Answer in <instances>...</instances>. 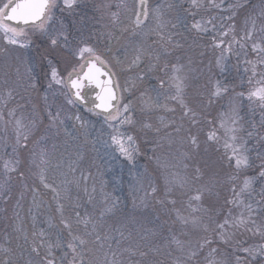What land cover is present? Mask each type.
Instances as JSON below:
<instances>
[{"label": "snow or ice", "instance_id": "6c2138e0", "mask_svg": "<svg viewBox=\"0 0 264 264\" xmlns=\"http://www.w3.org/2000/svg\"><path fill=\"white\" fill-rule=\"evenodd\" d=\"M0 224V264H264V0H0Z\"/></svg>", "mask_w": 264, "mask_h": 264}, {"label": "trees", "instance_id": "16d2710c", "mask_svg": "<svg viewBox=\"0 0 264 264\" xmlns=\"http://www.w3.org/2000/svg\"><path fill=\"white\" fill-rule=\"evenodd\" d=\"M236 63V60H235V57L231 59L230 63H229V68L232 67L233 64ZM242 67L243 65L241 66V71H242ZM232 75L234 76L235 75V70L232 71ZM237 83H239V78H237ZM258 114H257V120H258ZM151 153H148L146 156H143L141 158H139V165L141 167V169H143L144 167L148 166L149 162H148V156H150ZM125 178H127V173L125 172ZM31 202V198L29 197L26 201H25V204H24V211L26 212L27 210V207L29 206ZM127 205L129 208H131V201H126ZM3 225L0 224V229H2Z\"/></svg>", "mask_w": 264, "mask_h": 264}, {"label": "rangeland", "instance_id": "374dc122", "mask_svg": "<svg viewBox=\"0 0 264 264\" xmlns=\"http://www.w3.org/2000/svg\"><path fill=\"white\" fill-rule=\"evenodd\" d=\"M125 2L128 3V4H131L132 3V0H125ZM232 58H234V57H232ZM250 58H254V57H250ZM125 179H127V178H125ZM126 188H127V184H125V189ZM125 195H126V192H125Z\"/></svg>", "mask_w": 264, "mask_h": 264}]
</instances>
